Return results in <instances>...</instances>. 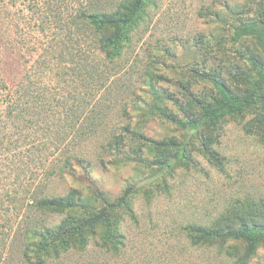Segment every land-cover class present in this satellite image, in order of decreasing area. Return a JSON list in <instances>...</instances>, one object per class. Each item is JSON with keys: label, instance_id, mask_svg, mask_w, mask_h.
Returning <instances> with one entry per match:
<instances>
[{"label": "rangeland", "instance_id": "1", "mask_svg": "<svg viewBox=\"0 0 264 264\" xmlns=\"http://www.w3.org/2000/svg\"><path fill=\"white\" fill-rule=\"evenodd\" d=\"M123 1L0 0V77L12 91L26 85L35 102V115L42 111L41 116L34 117L37 124L28 130L29 134H22L23 127L10 132L8 129L12 127L7 126L5 117L0 118V157L10 155L9 149L18 154H36L31 157L35 160L31 166L38 169L37 181L44 180L43 164L56 152L53 137L59 131L74 134L81 125L84 115L78 114L84 113L79 98L83 92L84 72L80 69L83 60L87 58L94 69L105 70L100 67L95 50L97 33L81 23L80 14L94 7L117 8ZM263 16L264 0L146 2L145 11L131 28V44L122 59L111 66L115 68L112 74H117L110 93L88 101L86 114L104 116L106 124L104 136L89 139L81 146L85 159L82 164L89 171L80 168L75 179H56L51 186L52 193L57 195L79 188L95 199L98 190L114 202L126 190L135 189L130 205L137 212L140 225L129 224L125 228L127 247L110 258V264H236L234 259L219 255L217 249L193 246L182 226L209 224L232 204L264 199V129L259 125L264 121L262 104L257 103L242 116H226L218 130L210 126L211 146H205V141L191 132L187 160L179 161L165 173H160L152 162L116 164L102 144L107 134L119 131L128 120L127 115L133 114L130 106L126 113L125 106L140 99H155L149 93L148 75L155 76L160 90L173 94L175 101L164 105L180 118L184 116L180 104L187 94H216L222 100L214 86L196 76L195 70L204 72L209 67L207 71L217 68L222 73L226 67L224 79L231 86L237 85L231 77L235 72L232 65L242 70L251 68L242 54L246 49L254 50V45L248 41L233 42L234 29L242 22ZM207 44L208 49L204 48ZM212 55L218 59L217 66L213 60L204 66ZM246 88L242 83L237 85L240 96ZM43 91L45 104L40 105ZM0 106L6 107L3 102ZM71 109L78 112L72 113ZM70 120L75 128L65 125ZM145 122L148 137L184 140L185 131L161 115ZM52 123L59 127H52ZM212 149L220 154L218 160ZM1 166V170L7 169V165ZM28 176H22L21 180L27 182ZM0 177L1 186L18 183L15 174L5 172ZM3 199H0V249L8 244L11 261L16 262L21 254V244L15 239L19 221L8 214L7 209L13 203L6 202L2 207ZM60 218L56 216L52 221L58 222ZM244 249L243 244L239 246L240 252ZM246 264H264V245Z\"/></svg>", "mask_w": 264, "mask_h": 264}, {"label": "trees", "instance_id": "2", "mask_svg": "<svg viewBox=\"0 0 264 264\" xmlns=\"http://www.w3.org/2000/svg\"><path fill=\"white\" fill-rule=\"evenodd\" d=\"M147 1L124 0L117 8L94 7L81 12V23L94 28L97 33L95 50L100 67L105 70L94 69L87 58L83 60L80 68L84 72L83 92L79 93V98L83 101L84 113L81 112L78 116H84L74 134L65 135L59 131L53 137L57 149L47 158V164H43L44 180L37 181L40 176L37 174L38 169L31 166V162H35L31 157L36 154H18L9 149L10 155L0 157V172H9L10 176L15 174L18 179V183L15 181L9 186L0 185V199H7L1 200L2 207L6 202L13 203L12 210L8 207L7 211L19 221L20 229L16 232L15 239L21 244V254L16 262L11 261L10 246L4 244L0 249L4 250L0 260L2 264H110L109 259L119 255L127 247L125 228L129 224L140 225L139 216L130 205V197L135 193L133 188L126 190L114 202L98 190L95 199L79 188L57 195L52 193L51 186L56 179H75L80 168L89 171V167L82 164L85 159L81 155V146L89 139L104 136L102 132L106 124L104 116L86 114L90 104L88 101L110 93L114 82L112 79L117 74H112L115 68L111 66L122 59L126 47L131 44V28L145 11ZM247 41L254 45V50L246 49V53L242 55H245L244 59L251 68L242 70L229 62L235 70L231 77L238 84L247 86L242 96L239 95L238 84L231 86L224 79L226 67L222 73L217 68L213 71L212 66L208 71L209 67H205L204 72L195 70L196 76L214 86L222 100L216 94H187L186 100L180 104L184 114L182 118L167 104L164 105V102L175 101L173 94L160 90L154 80L155 76L148 75L149 93L155 99H140L125 106L124 111L127 113L130 106L133 114L127 115L128 120L124 121L119 131L115 130L105 136L106 142L102 144V148L114 157L112 161L116 164L136 162L141 165H150L148 163L152 162L155 164L151 165L159 167L160 173H165L179 161L187 160L191 132L201 137L205 146H211L213 138L208 135L210 126L218 130L226 116H242L257 103L264 106V16L242 22L234 29L233 42ZM204 48L208 49L209 44ZM211 60L217 66L215 61L218 59L214 55L204 62V66ZM20 92L23 95L20 96ZM45 99L43 91L40 105L45 104ZM0 102L6 106H0V118L5 117L7 126L12 127L8 129L10 132L23 127L22 134H29L28 130L37 124L34 117L42 115L41 110L35 115V102L26 85L22 84L20 89L12 91L1 77ZM70 111L78 112L77 109ZM156 115H161L184 130V140L178 141L176 137L163 140L148 137L145 134V121ZM260 122L259 125L264 129V121ZM53 123L52 127H59ZM65 125L75 126L71 120ZM212 154L216 160L219 159L220 154L216 150L212 149ZM1 165H7V169L1 170ZM22 176H28V181L21 180ZM99 200L101 202L97 204ZM56 216H60V220L52 221ZM182 229L193 246L217 249L219 255L234 259L236 264H246L264 245V199L239 201L209 224L188 223ZM242 244L245 246L243 253L239 250Z\"/></svg>", "mask_w": 264, "mask_h": 264}]
</instances>
